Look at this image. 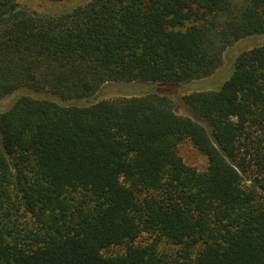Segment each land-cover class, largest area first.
Segmentation results:
<instances>
[{
  "label": "trees",
  "instance_id": "1",
  "mask_svg": "<svg viewBox=\"0 0 264 264\" xmlns=\"http://www.w3.org/2000/svg\"><path fill=\"white\" fill-rule=\"evenodd\" d=\"M260 35L264 0H0V264H264V44L183 97L199 120L154 92L99 97L208 78Z\"/></svg>",
  "mask_w": 264,
  "mask_h": 264
},
{
  "label": "rangeland",
  "instance_id": "2",
  "mask_svg": "<svg viewBox=\"0 0 264 264\" xmlns=\"http://www.w3.org/2000/svg\"><path fill=\"white\" fill-rule=\"evenodd\" d=\"M28 9L38 13L59 14L72 9L76 4H81L87 0H67L64 2H54L51 0H17ZM264 44V35L254 36L236 43L234 46L227 49L224 55V61L220 69H218L212 76L195 80L191 83L181 84H126L121 83L115 86L108 87L99 93V97L116 98L120 96H129L132 94H144L154 92L170 97L174 104L175 110L178 114L189 115L198 119L192 110L184 103L183 97L193 90H216L226 81L233 73L235 68V60L237 55L250 47ZM9 98V97H7ZM3 99L0 101V110L7 107L12 99ZM1 113V112H0ZM199 120V119H198ZM179 154L183 157L187 165L198 169L199 171H206L208 168L207 157L200 152L190 140H185L178 146ZM150 239L147 235L139 238V243L146 244ZM161 250L172 251L174 247L162 245ZM125 252V248L121 246L110 248L103 254L106 256L117 255Z\"/></svg>",
  "mask_w": 264,
  "mask_h": 264
}]
</instances>
